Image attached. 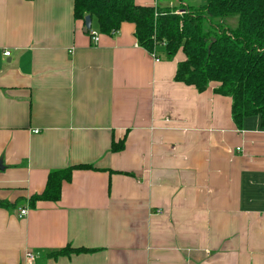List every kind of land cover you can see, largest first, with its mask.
<instances>
[{
    "label": "crops",
    "instance_id": "crops-1",
    "mask_svg": "<svg viewBox=\"0 0 264 264\" xmlns=\"http://www.w3.org/2000/svg\"><path fill=\"white\" fill-rule=\"evenodd\" d=\"M82 28L73 0H0V200H25L0 209V264H264L259 118L238 129L216 84L176 82L184 55L152 57L132 24L91 23L95 44ZM67 246L88 252L48 257Z\"/></svg>",
    "mask_w": 264,
    "mask_h": 264
},
{
    "label": "trees",
    "instance_id": "trees-1",
    "mask_svg": "<svg viewBox=\"0 0 264 264\" xmlns=\"http://www.w3.org/2000/svg\"><path fill=\"white\" fill-rule=\"evenodd\" d=\"M156 2L138 6L134 0H73V18L83 24L89 16L98 34L106 36L124 23L132 24L138 45L147 52L167 59L181 52L184 60L177 65L176 82L193 86L198 93L216 84L214 93L231 99L232 120L238 129L249 117H258L264 129V0H207L197 7L183 0ZM230 19L235 20L233 28L226 23ZM91 169L84 165L50 172L43 192L31 196L28 206L57 202L62 184L71 181L74 170ZM24 202L0 200V209ZM86 252L67 246L48 257Z\"/></svg>",
    "mask_w": 264,
    "mask_h": 264
},
{
    "label": "rangeland",
    "instance_id": "rangeland-1",
    "mask_svg": "<svg viewBox=\"0 0 264 264\" xmlns=\"http://www.w3.org/2000/svg\"><path fill=\"white\" fill-rule=\"evenodd\" d=\"M206 2H207V0H183L184 4L194 6V7H197L200 5H205ZM226 23L231 28H233L235 26V20H233V19L228 20ZM94 25H95V22H92L93 27H94Z\"/></svg>",
    "mask_w": 264,
    "mask_h": 264
},
{
    "label": "built area",
    "instance_id": "built-area-1",
    "mask_svg": "<svg viewBox=\"0 0 264 264\" xmlns=\"http://www.w3.org/2000/svg\"><path fill=\"white\" fill-rule=\"evenodd\" d=\"M89 33H90V36H89V37H90L92 43H93V44L97 43V42H98V39H99L98 34H97L96 32H94V31H92V30H90ZM151 55H152V57H154V58L156 57L154 54H151ZM4 56L8 57V56H9V53H8V52L4 53ZM20 215H21V216L26 215V211H21V212H20ZM27 260H28L29 263H31V262L33 261V257H32V255L28 254V255H27Z\"/></svg>",
    "mask_w": 264,
    "mask_h": 264
},
{
    "label": "water",
    "instance_id": "water-1",
    "mask_svg": "<svg viewBox=\"0 0 264 264\" xmlns=\"http://www.w3.org/2000/svg\"><path fill=\"white\" fill-rule=\"evenodd\" d=\"M91 18L89 16H86L83 21V28H82V33L87 34L91 30ZM2 169L1 164H0V170Z\"/></svg>",
    "mask_w": 264,
    "mask_h": 264
}]
</instances>
